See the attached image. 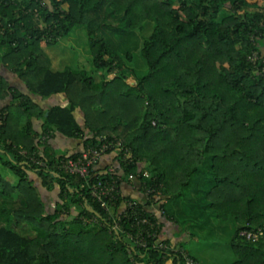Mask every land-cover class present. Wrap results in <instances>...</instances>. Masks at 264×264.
Listing matches in <instances>:
<instances>
[{"label": "trees", "instance_id": "obj_1", "mask_svg": "<svg viewBox=\"0 0 264 264\" xmlns=\"http://www.w3.org/2000/svg\"><path fill=\"white\" fill-rule=\"evenodd\" d=\"M40 2L0 0V60L29 90L12 88L0 75V97L13 96L12 104L0 108L7 113L0 167L15 176L0 174V264L168 259L162 251L134 248L125 233L112 229L114 221L91 196L88 180L59 167L67 155H58L47 140L36 141L34 117L43 120V133L81 138L84 149L103 135L120 137L135 159L124 167L119 158L126 177L142 169L141 179L160 187L167 202L187 197L194 209L232 219L233 264H264V236L253 241L239 235L264 224V0H46V7ZM81 26L91 69H52L42 47ZM129 40L137 49L141 44L148 67L142 76L128 66ZM58 93L68 103L48 112L32 96ZM33 154L46 166L34 163ZM29 171L47 190L58 189L53 210ZM86 203L101 213L97 222L81 219L95 216ZM162 205L166 216L173 215Z\"/></svg>", "mask_w": 264, "mask_h": 264}, {"label": "built area", "instance_id": "obj_2", "mask_svg": "<svg viewBox=\"0 0 264 264\" xmlns=\"http://www.w3.org/2000/svg\"><path fill=\"white\" fill-rule=\"evenodd\" d=\"M40 1L42 6H47L46 0ZM258 58L257 52L250 56L254 63ZM262 72H264V66ZM6 119L7 113L0 111V128L4 126ZM48 138L49 135L44 134L41 137V142H46ZM110 153H115L117 158L124 162V167L132 162L135 163L132 148L125 145L120 137L103 135L96 144L88 145L78 157L67 155L62 158L59 167L88 180L91 196L114 221L112 229L125 233L134 248L162 251L168 255L166 264L169 260L171 264H203L184 248L172 247L162 239V219L166 216L162 204L167 202V197L163 195L160 187L149 185L141 179L140 171L142 169L137 173L130 172L126 177L124 168L119 161L118 167L111 166L102 172H96L95 166L105 155ZM38 159L36 154L31 156L34 163L46 166L45 162L41 160L39 162ZM143 175L149 177L151 174L149 170L144 169ZM125 179L131 182L139 181L145 201L122 194L121 184ZM98 218L96 215L91 218L81 217L85 223H95ZM125 224H129V228H125ZM239 235L247 240L257 241L264 236V224L256 228L241 229Z\"/></svg>", "mask_w": 264, "mask_h": 264}, {"label": "rangeland", "instance_id": "obj_3", "mask_svg": "<svg viewBox=\"0 0 264 264\" xmlns=\"http://www.w3.org/2000/svg\"><path fill=\"white\" fill-rule=\"evenodd\" d=\"M139 34L141 33L137 32V35ZM141 37L139 35L137 39L139 43H141ZM87 38L86 28L81 26L74 28L69 36L60 38L58 42L44 45L42 49L47 58V63L54 70H64L68 67H82L90 70L92 66L91 62H88L90 52ZM141 40H143V37ZM118 44L122 48V45ZM141 44H139L138 49L136 48L137 43L133 40H129L125 44L126 48L129 47L132 50L133 55V59L128 62V66L136 69L139 76L144 75L148 70L146 61L140 51ZM124 58L126 57L124 56ZM96 78H99V74H96ZM129 82L136 84L133 79H129ZM24 121L25 114H23L19 123L21 129ZM38 161L40 162V158ZM0 174L8 180H15V176L8 170L0 172ZM34 184L42 194L40 185L37 182ZM165 204V207L173 213V217L176 219L178 234H181V236L186 235L178 247L184 246L192 257L203 264H233L236 261V256L230 244L236 230V224L232 219L222 220L217 218L213 212L194 209L188 202L187 197L171 199ZM50 210L53 209L50 208ZM127 240L129 239L127 238Z\"/></svg>", "mask_w": 264, "mask_h": 264}, {"label": "crops", "instance_id": "obj_4", "mask_svg": "<svg viewBox=\"0 0 264 264\" xmlns=\"http://www.w3.org/2000/svg\"><path fill=\"white\" fill-rule=\"evenodd\" d=\"M0 75H2L9 82L12 88L17 89L25 94H29V90L25 81L21 79L18 76V74L14 70H12V68L8 67L7 64L2 63L1 60H0ZM32 96L38 107L46 110L47 112L53 106L66 105L68 103V99L63 93L54 94L47 98H43L39 95H32ZM12 102H13V96L11 95V93L7 96L0 97V108L12 104ZM47 112H46V116L48 114ZM76 116L79 122L83 124V116L80 110H77ZM33 120H34V128L40 134L38 136V138L39 137L40 138L39 139L37 138L36 141L38 140V142L43 144L41 142V137L44 134H48L49 138L47 139V141L50 144V146L58 152V155H71V154L80 153L84 150L83 139L68 137L60 132L53 130H48L47 132L43 133V123H44L43 120L38 117H34ZM111 166H116V167L119 166V159L117 158L115 153H110L105 155L95 166V170L96 172H102ZM4 171L5 170H3L0 167V172H4ZM28 174L30 178H32L35 182H37L40 185V189L42 191L41 195L43 200L46 202L48 209L50 208L54 209L58 199V193H57L58 189L56 188L55 190L49 191L46 189V187L42 186L41 178L36 174L35 171H29ZM121 190L124 196L145 201V197L143 195V189L139 181L131 182L125 179L121 184ZM175 221L176 219L170 213L169 216L167 215L163 217L162 239L168 241L172 247L184 248V246L181 245L180 247H178V245L182 243L186 235L181 236V234H178V225L176 224ZM20 228L21 227L19 226L17 230ZM168 264H171L170 260L168 261Z\"/></svg>", "mask_w": 264, "mask_h": 264}, {"label": "water", "instance_id": "obj_5", "mask_svg": "<svg viewBox=\"0 0 264 264\" xmlns=\"http://www.w3.org/2000/svg\"><path fill=\"white\" fill-rule=\"evenodd\" d=\"M86 208H87L90 212H92V213H94L96 216H98L99 218H102L101 213L98 212V211H97L92 205L86 203ZM117 233H119V232H117Z\"/></svg>", "mask_w": 264, "mask_h": 264}]
</instances>
